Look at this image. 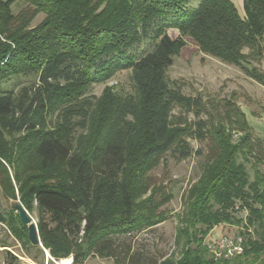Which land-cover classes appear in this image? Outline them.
Here are the masks:
<instances>
[{"label": "trees", "instance_id": "1", "mask_svg": "<svg viewBox=\"0 0 264 264\" xmlns=\"http://www.w3.org/2000/svg\"><path fill=\"white\" fill-rule=\"evenodd\" d=\"M16 1L0 0V186L15 203L0 222L27 255L44 264L18 202L37 214L55 261L264 264V138L236 96H187L168 73L190 38L264 86L251 66L264 57V0H244L243 14L229 0H24L15 15ZM122 72L129 94L93 95ZM190 141L206 144L195 150ZM168 155H198L204 166L177 215L180 257L161 262L120 241L171 219ZM219 225L239 228L242 255L209 249Z\"/></svg>", "mask_w": 264, "mask_h": 264}, {"label": "rangeland", "instance_id": "2", "mask_svg": "<svg viewBox=\"0 0 264 264\" xmlns=\"http://www.w3.org/2000/svg\"><path fill=\"white\" fill-rule=\"evenodd\" d=\"M229 1L235 5L239 13H244V0ZM198 4L199 2L195 6ZM26 6L24 0L16 1L13 6L14 14L17 15ZM43 18L42 14L39 15L33 21L32 26H37ZM171 35L173 38L176 37V33ZM185 41L186 46L174 58V65L168 72L170 80L180 86L183 93L190 97L200 95L205 99L209 98L217 102L218 99H229L230 96H236V102L246 113L250 126L257 136L264 138V86L246 75L240 68L203 55L190 38ZM251 66L264 73V57L260 64L253 63ZM130 76V72L119 73L111 81L94 87L92 93L98 98L107 91H112L116 96H125L132 91ZM34 78V76L21 78L20 83L21 85L27 84ZM11 84H14V81L8 86L11 87ZM252 112L255 113V116ZM190 142L195 150L204 149L206 144L198 141ZM166 158L170 178L173 180L171 183L167 180V183L174 199L164 209L170 212L171 219L152 231L122 237L120 241L121 243L131 244L135 250L142 252L147 258L153 257L161 260V262L169 257L176 259L180 257L182 245L180 248L175 243L179 224L177 215L183 213L184 197L201 176L204 166L203 157L198 155H193L183 162H178L171 155ZM162 171L163 164L153 172L161 177ZM14 204V201L7 199L0 186V215L8 217L13 212ZM240 215L244 217L246 213H240ZM31 216L38 223L37 214ZM232 228L233 231L228 235L229 237L240 235L239 228ZM10 255L18 260L13 261ZM35 255L37 253H33V256ZM39 260L44 261V264H49L50 258L45 253L44 256L39 255ZM56 262L60 263V261ZM0 264H37L27 255L21 240L14 236L9 227L2 222H0ZM53 264L56 263L53 261ZM87 264H112V261L93 258Z\"/></svg>", "mask_w": 264, "mask_h": 264}, {"label": "water", "instance_id": "3", "mask_svg": "<svg viewBox=\"0 0 264 264\" xmlns=\"http://www.w3.org/2000/svg\"><path fill=\"white\" fill-rule=\"evenodd\" d=\"M15 207L17 210L16 212L17 214H19L22 223L28 227V237L31 246L34 248L41 247L48 256L49 252H47V250L44 249L41 243L37 222L33 219L30 213L25 209V207L20 202H18ZM50 259L54 261L56 264H58L54 259H52V257Z\"/></svg>", "mask_w": 264, "mask_h": 264}, {"label": "built area", "instance_id": "4", "mask_svg": "<svg viewBox=\"0 0 264 264\" xmlns=\"http://www.w3.org/2000/svg\"><path fill=\"white\" fill-rule=\"evenodd\" d=\"M209 249L214 253H226L229 257H236L244 252L243 238L240 236L223 237L210 243Z\"/></svg>", "mask_w": 264, "mask_h": 264}, {"label": "crops", "instance_id": "5", "mask_svg": "<svg viewBox=\"0 0 264 264\" xmlns=\"http://www.w3.org/2000/svg\"><path fill=\"white\" fill-rule=\"evenodd\" d=\"M233 231L232 227L227 225H219L217 226L209 236V242H216L223 237H227Z\"/></svg>", "mask_w": 264, "mask_h": 264}, {"label": "bare ground", "instance_id": "6", "mask_svg": "<svg viewBox=\"0 0 264 264\" xmlns=\"http://www.w3.org/2000/svg\"><path fill=\"white\" fill-rule=\"evenodd\" d=\"M48 258H51L50 255H49V253H48ZM72 263H73L72 258H68V259L61 260L60 263H58V264H72Z\"/></svg>", "mask_w": 264, "mask_h": 264}]
</instances>
